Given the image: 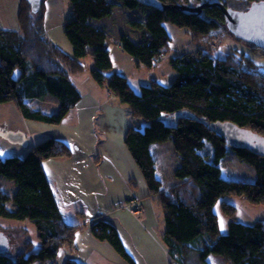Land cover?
<instances>
[{"label":"trees","instance_id":"obj_1","mask_svg":"<svg viewBox=\"0 0 264 264\" xmlns=\"http://www.w3.org/2000/svg\"><path fill=\"white\" fill-rule=\"evenodd\" d=\"M159 1L168 8L147 6L137 0H68L63 34L71 45L69 55L44 31L45 0L36 12L26 0H20L18 30L0 29V104L11 101L25 119L55 123L54 116L34 108L29 101L49 95L65 108L74 107L81 93L70 76L87 70L100 88L127 105L131 121L124 143L160 207L161 237L169 264H210L211 255L229 264H264V218L251 223L239 221L237 207L227 199L238 196L264 205V156L230 146L208 127L211 122L230 121L264 135V71L242 57H219L196 48L169 58L174 77L168 84L151 79L136 91L126 74L114 69L105 47L106 29L99 25L115 6L141 10L138 18L129 22L140 37L133 39L122 33L117 43L136 67L148 70L169 50L171 38L165 23L189 29L196 41L226 28L217 6L204 7L199 15L178 8L180 4L206 0ZM220 1L240 10L259 0ZM251 48L264 53L254 45ZM87 55L92 60L90 66L81 61ZM197 83L205 89V101L183 98L180 92ZM165 141L172 144L177 158L172 170L176 182L170 186L157 175L151 148L153 143ZM26 149L22 154L0 157V176L15 185L11 193L0 185V217L33 224L37 242L28 240L26 247L15 254L10 252L8 242L6 252L0 253V264H61L56 260L60 250L73 247L81 225L63 219L42 162L51 157H70L72 151L66 142L50 136ZM229 151L253 168V181L222 175L220 161ZM218 204L228 219L224 231L219 228ZM0 231L8 239L1 226ZM90 231L127 264H136L112 223L97 218ZM62 264L83 263L66 258Z\"/></svg>","mask_w":264,"mask_h":264},{"label":"crops","instance_id":"obj_2","mask_svg":"<svg viewBox=\"0 0 264 264\" xmlns=\"http://www.w3.org/2000/svg\"><path fill=\"white\" fill-rule=\"evenodd\" d=\"M61 1L45 0L44 31L52 42L70 55L71 45L58 37L66 16L65 10L58 7ZM18 5L19 0H0V29L18 30ZM115 7L110 16L100 20V26L114 29V22L121 13H129L130 18H136L141 11L129 10L122 5ZM160 66L161 62L152 69L145 68L147 78L143 81L157 79L168 84L167 75L171 68L165 66L163 77H159L161 73L156 74L155 71ZM84 71L73 73L70 78H78ZM171 72L174 75L172 69ZM88 85L89 90L83 94L80 92V100L71 108L61 106L49 95L29 101L34 108L54 116L55 123L25 119L15 103L9 101L0 104V124L25 132L30 144L38 142L41 136H50L63 140L71 148L70 157H51L42 162L63 219L67 223L81 225L73 247L60 250L64 260L71 258L83 264H127L108 243L95 239L91 234V223L100 218L117 228L136 264H169L161 237L163 225L160 207L124 143V134L131 121L127 105L112 94H107L93 80ZM34 134L39 137L35 139ZM166 143L171 144L169 141L153 143L151 148L154 146L157 150H163L168 148ZM152 152L156 154L153 149ZM173 153L176 157V153ZM230 154L229 151L226 156ZM156 167L159 176L165 177L164 172L160 175L157 161ZM174 167L175 163L171 165V170ZM134 197L142 198L141 203L145 207L142 219L122 207ZM225 228L226 225L221 230Z\"/></svg>","mask_w":264,"mask_h":264},{"label":"rangeland","instance_id":"obj_3","mask_svg":"<svg viewBox=\"0 0 264 264\" xmlns=\"http://www.w3.org/2000/svg\"><path fill=\"white\" fill-rule=\"evenodd\" d=\"M191 5H194V2L191 3ZM68 6H69L68 0H62L61 4L58 5V7H62L63 11L65 10L66 12L65 15H67V12L69 11ZM44 7H45V3H44ZM18 9H19V5H18ZM245 9H240V10H245ZM63 11L62 14L64 13ZM130 17L132 16L129 15V13H121V16L117 17L116 18L117 20H115L114 22V29L111 30L110 29L108 30L107 26L104 25L107 32L105 47L109 51L114 69L116 68L118 70L123 68L124 70H119V72L126 73L128 81L131 83L132 87L136 91H139V86L143 82H145L143 80L147 78V73H146L147 71L143 66H141L140 68H138V66L136 67L134 62L132 63V59L129 57V55L125 53L118 46L117 43V39L119 35L122 33H126L133 39H138L140 37L139 33L138 32L136 33V31L131 28L129 24L131 20ZM136 18H138V15ZM165 26L171 39L169 41V50L167 54L163 56V59L161 61L162 66L158 67L157 71H155L156 74L161 73L160 75H158L159 77H163L162 73L165 72V66L167 65L169 66V62H168L169 58L174 57L182 52L193 50L196 48L198 49L203 48L207 52L208 51L211 52L214 56H219V57H223L225 55H232V56L235 55L238 57H242L243 60L252 61L254 66L264 71V53L258 51L257 49H252L251 48L252 45L246 42L237 40L236 37L234 38L233 34L231 33H230L231 35L228 34L229 32L227 31L226 28H225L226 31L223 28L217 29L212 36L208 35L205 37H200L199 40L196 41L193 33L187 28L178 27L169 22L165 23ZM55 29L56 31L58 30L57 28ZM58 37H60L63 42H67V44H70L67 38L65 37V35L63 34V28L60 31H58ZM57 44L59 43L57 42ZM81 61L87 66H90L92 64L90 55H87V57L83 58ZM171 75L172 72L170 69L167 76L170 78ZM71 79L72 82L77 86L78 90L82 94L83 92L89 90L88 83L92 82V78L87 70L82 72L78 78L72 77ZM163 80L167 81L166 78H163ZM180 93H182L181 95L183 98L192 100L197 103L204 102L206 99L205 89L201 84L198 83L194 85H189L184 89V91H181ZM107 94L110 93L107 92ZM38 137L39 136L37 134H34L35 139H37ZM45 137L47 136L39 137L40 138L39 141L43 140ZM166 146L168 148H164L163 150H157L155 149L154 146L152 149L157 154V155L155 154L156 157H154V159L155 162L157 161L160 175L161 173L164 172L163 174L165 175V177H163L165 179L164 185L170 186L176 182L175 179L172 177L171 165L176 163L177 158L173 153L174 149L172 147V144L166 143ZM16 149L22 150V152L20 151V154H22L24 151L25 152L28 151L24 146L20 144L10 143L0 137V157L15 155V153H17L15 151ZM155 155L153 154V156ZM220 168L222 175L226 178L246 179L250 181H253L255 179L253 168L250 165H248L246 162L240 161V159H238L233 154L225 156L220 161ZM156 173L159 176L157 170ZM0 177H1L0 178L1 187L5 191L11 193L15 188L13 181L8 180L2 176ZM141 199H142L141 197L130 198L128 201L125 202V204L122 205V207L128 210L129 212H131L138 219H142L143 218L142 215H144L143 212L145 210V207L144 205H142ZM227 199L228 202L234 204L235 207H237L236 217L239 221L245 223H251L255 219L264 218V205H255L249 203L246 201L244 197H238V196L227 197ZM160 212L159 214H161ZM216 212L218 214L219 228L221 229L225 225H227L228 219L221 212L219 204L217 205ZM0 226L3 230H5L8 233V242L10 245L9 249L12 254H15L16 252L22 250L24 248L25 243L28 240L37 242V234H36L37 231L35 226L31 223L0 217ZM29 247L30 245L28 243L27 248ZM63 257L64 255H62L61 253L56 259L57 262L62 264L64 262ZM208 261L210 264H229L218 255H211L208 258ZM35 264H40V263L37 262ZM42 264H51V263L49 261H46V263H42Z\"/></svg>","mask_w":264,"mask_h":264},{"label":"water","instance_id":"obj_4","mask_svg":"<svg viewBox=\"0 0 264 264\" xmlns=\"http://www.w3.org/2000/svg\"><path fill=\"white\" fill-rule=\"evenodd\" d=\"M32 12L38 11L44 0H26ZM139 3L159 9L168 8L159 0H137ZM220 8L228 32L239 40L250 43L264 50V0L252 1L245 10H236L225 6L220 0H206L194 5L180 4L178 8L188 14L199 15L204 7ZM175 116H182L176 113ZM209 129L223 136L234 148H246L252 153L264 156V135L244 128L230 121H215L208 125ZM0 137L13 144L30 147L26 133L20 129H9L0 124ZM8 239L0 231V253L7 250Z\"/></svg>","mask_w":264,"mask_h":264},{"label":"bare ground","instance_id":"obj_5","mask_svg":"<svg viewBox=\"0 0 264 264\" xmlns=\"http://www.w3.org/2000/svg\"><path fill=\"white\" fill-rule=\"evenodd\" d=\"M174 77V75H171V77L169 78V80L168 81H170V80H172V78Z\"/></svg>","mask_w":264,"mask_h":264},{"label":"flooded vegetation","instance_id":"obj_6","mask_svg":"<svg viewBox=\"0 0 264 264\" xmlns=\"http://www.w3.org/2000/svg\"><path fill=\"white\" fill-rule=\"evenodd\" d=\"M2 126H4L5 127V125L3 124Z\"/></svg>","mask_w":264,"mask_h":264}]
</instances>
